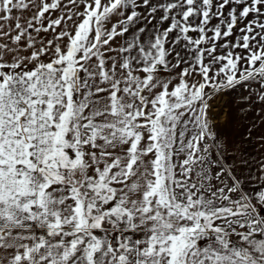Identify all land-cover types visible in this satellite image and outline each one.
Returning a JSON list of instances; mask_svg holds the SVG:
<instances>
[{"label": "snow or ice", "instance_id": "obj_1", "mask_svg": "<svg viewBox=\"0 0 264 264\" xmlns=\"http://www.w3.org/2000/svg\"><path fill=\"white\" fill-rule=\"evenodd\" d=\"M0 264H264V0H0Z\"/></svg>", "mask_w": 264, "mask_h": 264}, {"label": "crops", "instance_id": "obj_2", "mask_svg": "<svg viewBox=\"0 0 264 264\" xmlns=\"http://www.w3.org/2000/svg\"><path fill=\"white\" fill-rule=\"evenodd\" d=\"M228 155H230V153H229ZM226 159H227V156H226ZM228 162H229V163H231V161H230V160H229Z\"/></svg>", "mask_w": 264, "mask_h": 264}]
</instances>
